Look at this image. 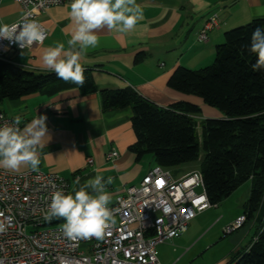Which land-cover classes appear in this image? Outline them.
Segmentation results:
<instances>
[{
    "label": "crops",
    "instance_id": "1",
    "mask_svg": "<svg viewBox=\"0 0 264 264\" xmlns=\"http://www.w3.org/2000/svg\"><path fill=\"white\" fill-rule=\"evenodd\" d=\"M136 4L143 12V19L133 30L126 33L107 28L99 30V46L88 49L81 57L82 66L89 69L94 81L93 91L84 93L78 88H69L53 95L36 92L0 102V110L21 118V129L39 115L47 117L50 137H45L44 147L38 149V169L65 177L70 182L69 193L73 195L99 172L105 180L112 177L107 191L113 203L116 194L129 185H137L155 165L151 154L137 159L129 149L135 141L131 108L102 109L101 90L132 89L164 108L177 101L196 104L200 108L195 116L200 136V121L223 115L199 97L169 88L170 74L178 66L198 70L210 65L215 46L223 41L225 31L252 19L264 18V0H136ZM211 15L216 16L217 24L207 31L205 41H199L197 32ZM21 16L18 2L0 0V24L14 23ZM37 19L46 30L43 43L24 49L22 54L21 50H11L8 57L30 71H49L42 64L44 50L57 43H63L66 51L69 47L67 41L75 27L70 4L51 6L39 13ZM110 151H117L118 155L107 159ZM87 158L92 162L88 163ZM0 168L21 172L31 167ZM192 170L198 168L174 177ZM76 177L80 178L78 185L74 184ZM238 249L236 246L235 255ZM231 259L234 258L216 264H231Z\"/></svg>",
    "mask_w": 264,
    "mask_h": 264
},
{
    "label": "trees",
    "instance_id": "2",
    "mask_svg": "<svg viewBox=\"0 0 264 264\" xmlns=\"http://www.w3.org/2000/svg\"><path fill=\"white\" fill-rule=\"evenodd\" d=\"M264 29V18L231 28L215 46L212 63L198 70L176 67L167 86L194 95L222 113L219 118L200 121L196 104L177 101L159 107L132 89L100 91L102 109L129 106L135 141L129 149L139 159L151 154L156 165L170 168L200 158L208 202L216 205L238 186L250 180L245 219H255V233L231 264H264V71H254L256 55L248 45L256 28ZM83 87L65 83L54 72H33L0 58V102L42 92L53 95L78 88L95 89L89 69ZM255 237V239H254Z\"/></svg>",
    "mask_w": 264,
    "mask_h": 264
},
{
    "label": "built area",
    "instance_id": "3",
    "mask_svg": "<svg viewBox=\"0 0 264 264\" xmlns=\"http://www.w3.org/2000/svg\"><path fill=\"white\" fill-rule=\"evenodd\" d=\"M14 1L22 8L21 18L14 23L27 17L37 21L45 33L37 15L51 6L72 2ZM216 24V16L211 15L197 32V39L205 41L207 31ZM8 47V51L0 49L1 59L11 50H20L15 45ZM14 118L0 110V126L12 123ZM117 155V151H110L106 158ZM87 162L92 159L87 158ZM53 184L69 193L70 182L57 173L0 168V224L4 226L0 231V264H160L157 245L180 236L197 214L211 206L199 170L174 177L169 169L155 164L137 185H129L115 195L109 204L113 220L102 239L71 240L63 235L62 218L51 222L43 218L55 190ZM244 220L245 215L237 217L223 232L231 233Z\"/></svg>",
    "mask_w": 264,
    "mask_h": 264
},
{
    "label": "clouds",
    "instance_id": "4",
    "mask_svg": "<svg viewBox=\"0 0 264 264\" xmlns=\"http://www.w3.org/2000/svg\"><path fill=\"white\" fill-rule=\"evenodd\" d=\"M70 17L75 27L67 41L68 50L63 43L46 48L42 64L65 83L83 87L85 69L80 62L81 57L88 49L99 46V30L131 31L143 19V12L136 0H72ZM45 38L41 25L27 17L11 25L0 24V41L17 46L21 54L24 49L43 43ZM8 45L0 44V49L8 51ZM248 51L256 55L253 70L264 71V29L258 27L253 30ZM46 120V116L39 115L21 129V118L17 116L12 123L0 126V167L18 170L21 166H30L32 170H38V149L44 147L45 137H50ZM74 184H80L79 177ZM111 184L112 177L105 180L99 172L75 190L74 195L66 194L53 184L55 190L51 193L44 220L51 222L62 218L63 235L71 240L102 239L113 220V209L109 207L112 196L107 191ZM3 227L0 224V231Z\"/></svg>",
    "mask_w": 264,
    "mask_h": 264
},
{
    "label": "rangeland",
    "instance_id": "5",
    "mask_svg": "<svg viewBox=\"0 0 264 264\" xmlns=\"http://www.w3.org/2000/svg\"><path fill=\"white\" fill-rule=\"evenodd\" d=\"M199 165L200 159L168 169L173 176H178L191 168H199ZM250 185V180L242 183L216 205L197 214L189 222L186 232L157 245L156 254L163 264H216L231 257L235 260V247L238 246L239 252L243 251L255 233L256 221L245 219L231 233L225 234L223 228L246 214L244 204L249 197Z\"/></svg>",
    "mask_w": 264,
    "mask_h": 264
}]
</instances>
